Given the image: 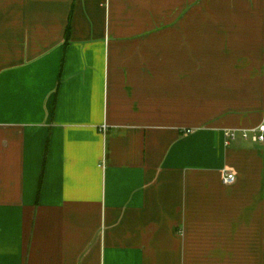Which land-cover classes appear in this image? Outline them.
<instances>
[{
    "label": "crops",
    "instance_id": "crops-1",
    "mask_svg": "<svg viewBox=\"0 0 264 264\" xmlns=\"http://www.w3.org/2000/svg\"><path fill=\"white\" fill-rule=\"evenodd\" d=\"M260 124L264 0H0V264H264Z\"/></svg>",
    "mask_w": 264,
    "mask_h": 264
},
{
    "label": "built area",
    "instance_id": "built-area-1",
    "mask_svg": "<svg viewBox=\"0 0 264 264\" xmlns=\"http://www.w3.org/2000/svg\"><path fill=\"white\" fill-rule=\"evenodd\" d=\"M237 131L241 133L243 139H250L253 142L264 143V124L251 129L234 130L229 129L225 131L227 139H234ZM189 132V131H188ZM235 174L229 170H223L221 180L223 184H231L235 181Z\"/></svg>",
    "mask_w": 264,
    "mask_h": 264
}]
</instances>
